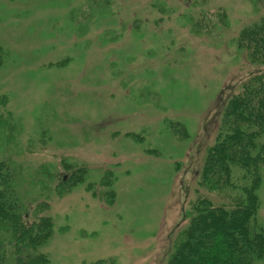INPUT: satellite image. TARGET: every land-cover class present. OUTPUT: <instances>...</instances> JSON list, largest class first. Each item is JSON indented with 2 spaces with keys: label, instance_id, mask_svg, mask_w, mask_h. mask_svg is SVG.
Instances as JSON below:
<instances>
[{
  "label": "rangeland",
  "instance_id": "rangeland-1",
  "mask_svg": "<svg viewBox=\"0 0 264 264\" xmlns=\"http://www.w3.org/2000/svg\"><path fill=\"white\" fill-rule=\"evenodd\" d=\"M257 38L264 0H0V156L50 264H168L228 201L199 183ZM257 200L264 227V167Z\"/></svg>",
  "mask_w": 264,
  "mask_h": 264
},
{
  "label": "trees",
  "instance_id": "trees-1",
  "mask_svg": "<svg viewBox=\"0 0 264 264\" xmlns=\"http://www.w3.org/2000/svg\"><path fill=\"white\" fill-rule=\"evenodd\" d=\"M250 34L254 41L255 33ZM255 42L264 61V39ZM4 58L0 50V66ZM241 91L223 113L220 137L199 183L228 201L217 205L206 197L194 205L189 224L174 238L168 264L264 261V227L257 216L264 167V71L252 76ZM15 174L0 156V264H50L41 250L52 231L50 219L27 220L30 202L20 198Z\"/></svg>",
  "mask_w": 264,
  "mask_h": 264
}]
</instances>
